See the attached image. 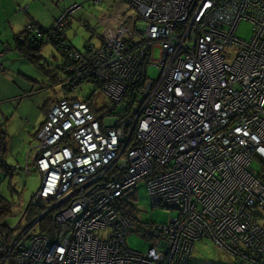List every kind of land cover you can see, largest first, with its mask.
<instances>
[{
	"label": "built area",
	"instance_id": "built-area-1",
	"mask_svg": "<svg viewBox=\"0 0 264 264\" xmlns=\"http://www.w3.org/2000/svg\"><path fill=\"white\" fill-rule=\"evenodd\" d=\"M113 9L101 43L65 63L67 81L94 82L109 104L52 105L27 165L42 175L32 203L46 208L0 237V264H194L203 239L229 264H264V0H116ZM243 21L248 40L236 34ZM69 25L66 11L48 35L28 34L67 48ZM144 180L154 207L179 216L147 224L141 252L127 243L139 229L121 207ZM49 214L54 233H31Z\"/></svg>",
	"mask_w": 264,
	"mask_h": 264
},
{
	"label": "rangeland",
	"instance_id": "rangeland-1",
	"mask_svg": "<svg viewBox=\"0 0 264 264\" xmlns=\"http://www.w3.org/2000/svg\"><path fill=\"white\" fill-rule=\"evenodd\" d=\"M42 1L50 6L47 10H41L42 13L50 11L55 15L61 9L57 17L50 18V15L42 14L41 17L45 19L42 24L45 27H50L57 22L63 12L67 11V15L71 19L66 32L67 37L82 52L86 50L88 43L90 46H98L101 42L104 31L102 28L103 19H99L98 16L102 11H109L108 14L115 11L112 8L115 0H102L100 4H93L92 0H58V3L54 0L53 7L48 1ZM75 4H81L80 8H76ZM63 9L66 11L62 12ZM25 20L12 19V26L6 23L0 26V48L5 53L3 64L7 68L6 73L0 72V97L6 98V101L1 104L3 108L1 122L6 127L7 133L4 159L8 165L17 167L15 171H10V174L0 173V193L14 203L13 213L7 217L6 225L17 227L13 234L15 237L32 224L28 215L21 219L22 213L27 210L30 200L42 182V175L30 168L28 171L27 165L34 159L35 146L38 144L35 133L44 114L46 118L56 100L76 97L81 101H86L93 92H95L94 102L97 107H103L108 103L107 97L90 83L83 84L77 90L67 93L56 79L52 80L51 75L45 71L50 69L47 71L54 73L59 56L60 59L62 56L60 53H58L59 56L56 54L50 43L44 45L41 53L47 61H50V63H45V59H42V65L46 69L21 57L15 48L14 35L26 27L28 23H25ZM137 25L143 26L144 22L139 20ZM236 34L239 38L248 40L252 35L251 24L247 21L241 22ZM159 56L160 49L156 48L154 57L159 58ZM148 75L151 78H156L159 75V70L154 64L149 67ZM59 78H61L60 75ZM49 100L51 102L43 109ZM106 124H113V119L107 120ZM252 167L257 172H261L263 163L259 159H254ZM9 186L15 190L10 191ZM122 202V204H129L135 212V227H138L136 225L138 223L144 226L150 223L169 224L171 219L179 216L177 209L154 207L146 180L139 182L132 191H129ZM260 215L259 221L264 226V212ZM38 231L39 228L36 227L31 233ZM127 243L131 249L141 252H145L150 246L149 241L136 232L128 235ZM229 259L230 256L227 253L217 249L208 239L200 240L195 244L194 264H229L227 262Z\"/></svg>",
	"mask_w": 264,
	"mask_h": 264
},
{
	"label": "trees",
	"instance_id": "trees-1",
	"mask_svg": "<svg viewBox=\"0 0 264 264\" xmlns=\"http://www.w3.org/2000/svg\"><path fill=\"white\" fill-rule=\"evenodd\" d=\"M102 2V1H101ZM100 2V3H101ZM116 0L114 1L115 4ZM114 4L112 6V8H114ZM71 20V19H70ZM56 24V23H55ZM53 24L51 27H44L38 23L35 22H31L26 29L22 32L19 33L17 35H15V40H16V50L19 53V55L33 63H35L36 65H38L39 67L41 66V68H45L42 65V59H45V63H50V61L46 60L45 56H42L41 53L43 51L44 45H46V42H41L38 38H37V33H30V35L28 34L29 31V26H33L34 28H38L39 31L43 32L44 34L48 35L49 33H51V29L53 28V26L55 25ZM61 36V35H60ZM58 36V37H60ZM62 38L57 40V41H52V43H50L54 50L56 51V54L59 56L58 53L61 54L62 58L60 59L59 56V62L56 65V69L54 73H49L47 69L45 72L49 75H51L52 80L56 79L59 84H61L63 86L64 89H66L67 93H70L72 91L77 90L78 88L82 87L83 84L86 83H90L92 85L95 86L96 90L100 91L99 88L97 87V85L94 82L88 81L87 79H83V80H76L74 83H71V81H67L68 77H69V73L66 70V66L65 63L67 65V63L69 62V56L68 53L70 51H79L80 54L82 53H86L90 47V44L88 43L86 45V50L84 52L78 50L74 44L72 43V41L67 37L66 41H67V48H60L58 47V44L61 43ZM49 44V43H47ZM0 53H3L2 50L0 49ZM5 57L2 56L0 58V63L3 64V58ZM1 70V69H0ZM59 75L61 76V78H59ZM57 77V78H56ZM80 83V84H79ZM77 87L74 88V86ZM74 88V89H73ZM94 93L93 92L90 96L89 99L86 101H81L78 98L74 97V98H69V99H75L78 100L79 102H85L87 103L93 110H101L104 107L108 106L109 101L107 103V105L103 106V107H97L95 105L94 102ZM68 98V97H66ZM65 99V98H62ZM60 99V100H62ZM60 100H56V102H59ZM51 102V100L47 101L45 103V105L43 106V109L47 107V105ZM123 110V107L118 106L116 109H114L112 112L114 113H119ZM96 112V111H95ZM45 113V112H44ZM46 119V118H45ZM6 127L3 126L2 122H0V138H1V144H0V173L1 172H5L7 174H10V171H15L13 166H10L6 163L4 156H5V150H6V146H4V144H6ZM9 190L13 191L15 189H13L11 186H9ZM123 203V202H122ZM13 207H14V203L9 200L7 197L1 195L0 193V237L3 236L2 240L5 239L4 237H7L8 241L10 240V237L13 236L14 231L17 229V227H9L8 225H6V221H7V217L9 215H11L13 213ZM46 208V202L45 201H40L38 204H33L31 202V204L28 205V208L26 210L27 215L29 216V219L31 220V223H33L39 216H41L44 212ZM122 214L124 216H128L129 218L133 219V221H136V217H135V212L131 209V206L129 204H122ZM39 231L41 233H47V234H53L54 233V221H53V217L49 214L46 215L45 217H42V219L38 222L37 224ZM138 226L139 230H136L137 233H140L141 237L144 236V231H148L150 230L149 227L144 226L143 224H136ZM2 240L0 242V244L2 243Z\"/></svg>",
	"mask_w": 264,
	"mask_h": 264
},
{
	"label": "crops",
	"instance_id": "crops-1",
	"mask_svg": "<svg viewBox=\"0 0 264 264\" xmlns=\"http://www.w3.org/2000/svg\"><path fill=\"white\" fill-rule=\"evenodd\" d=\"M45 1H48L49 4H51V7H53L55 5L54 0H45ZM55 1H57V3H58V0H55ZM92 1L94 2L97 0H92ZM99 1H102V0H99ZM75 5L80 6L81 4H75ZM49 7L50 6L47 5V3H44L42 0H0V26L5 24V23L12 26V19H26L25 23H28L26 25V27L31 22H35V23H38V24L44 26L42 23L45 21V19H43L41 17L42 14L50 15V18L57 17L58 13H60V10H61V9H59L58 13L55 15L52 14V12H50V11H48L46 13L41 12V10H47V8H49ZM66 9H63L62 12L66 11ZM102 9H103V7H102ZM108 13H109V11L104 12V10H103L102 13L98 16V18L103 19V21H104V20L108 19L107 18L108 15H113V14H108ZM104 26H105V24L102 23V28L105 30ZM26 27L22 28V30L20 32L15 33V35L22 33L26 29ZM0 49H2V48H0ZM1 68L2 69L0 70V72L6 73L5 70L7 68L4 64H2ZM0 75H1V73H0ZM5 99L6 98L0 97V122L2 121L1 119H2V114H3L2 113L3 108L1 107V104L6 101ZM44 120H45V114L43 116V120L41 121L39 128L43 124ZM39 128H38V130H39ZM37 131H36V133H37ZM36 133H35V135H36ZM229 261H230V259L227 262L229 263Z\"/></svg>",
	"mask_w": 264,
	"mask_h": 264
},
{
	"label": "clouds",
	"instance_id": "clouds-1",
	"mask_svg": "<svg viewBox=\"0 0 264 264\" xmlns=\"http://www.w3.org/2000/svg\"><path fill=\"white\" fill-rule=\"evenodd\" d=\"M14 169H17V167H15ZM31 202H32V199H31ZM31 204V203H30ZM26 212V211H25ZM15 217H17V216H15ZM195 247V246H194ZM194 251V250H193Z\"/></svg>",
	"mask_w": 264,
	"mask_h": 264
},
{
	"label": "water",
	"instance_id": "water-1",
	"mask_svg": "<svg viewBox=\"0 0 264 264\" xmlns=\"http://www.w3.org/2000/svg\"><path fill=\"white\" fill-rule=\"evenodd\" d=\"M30 203H31V200H30L29 204H30ZM29 204H28V205H29Z\"/></svg>",
	"mask_w": 264,
	"mask_h": 264
}]
</instances>
